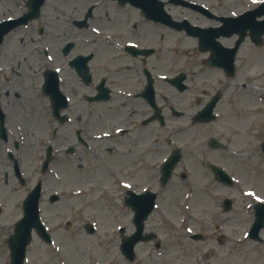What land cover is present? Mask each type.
Wrapping results in <instances>:
<instances>
[{
	"label": "rangeland",
	"instance_id": "374dc122",
	"mask_svg": "<svg viewBox=\"0 0 264 264\" xmlns=\"http://www.w3.org/2000/svg\"><path fill=\"white\" fill-rule=\"evenodd\" d=\"M162 1L165 2L164 9L173 19L181 21L183 18H188L191 22L204 27L210 24L218 25L217 22H220L188 6L174 4L169 0ZM176 1L180 2V0ZM189 1L205 6L217 16L223 14L229 16L232 13L238 14L254 8L263 0ZM91 2V0H47L41 19L32 22H54L50 44L53 45V50L57 51V46L65 41L71 30L65 22H72V19L79 15L72 4L83 7ZM26 10V0H0V20L11 15L19 16ZM141 18H143L142 13L129 5L119 7L116 4L112 5L111 2L108 6L105 3L98 4L90 22L93 29H103L106 33L94 35L90 31L83 30V38H87L89 33L92 41L86 43L79 40L72 53H87L98 49L96 58L91 63L95 80L90 86H85L82 82V85L77 83L79 80L63 63L61 54L60 62L49 63L45 60L44 50L48 49L43 47L45 35H39L36 29L32 31L28 29V32H25V27H22L5 38L0 45V90L4 88L2 99L7 105H19V112L14 113L15 118L21 120L29 129V135L23 144L25 147H21L17 152L12 143L14 139L11 138L9 143H2L0 140V204L3 208L0 213V264H10L6 238L12 232L15 220L22 214V199L38 178L43 179L42 218L54 233V244L52 246L45 244L34 235L25 264H264V229L260 234L261 242L250 239L247 232L254 218L253 210L251 209L247 214L240 208L245 200L252 202L253 196H247L249 199L237 202L241 198L240 191L250 190L253 184L257 185L258 190L263 194L260 196L264 198V152L260 143L258 144L264 139V76L258 79L247 77V74L255 72L259 74L264 70V50L257 52L261 46L251 54H249L251 52L249 46L245 47L244 54H239L237 57L236 75L231 78L217 68L205 66L204 59L207 58V53L199 52L197 42L182 32L159 24L156 26L147 24L140 33L139 39L142 42L157 43L162 47L164 64L160 70L162 73L170 75L178 71L187 73L188 89L179 92L162 79L156 83L161 98L164 99L163 94L170 95L173 105L185 112L184 116L171 118L168 126L163 130L160 140V145L163 146L161 158L163 157L164 160L170 151L171 146L166 144V138L175 129L178 137L174 144L183 151V158L174 170L167 187L161 190L159 209L146 222L147 230L153 231L156 237L150 242L136 245L135 261L126 260L119 249L123 236L134 231V226L128 217L130 214H127L125 210L127 208L122 203L123 179H120L121 181L118 179L116 184L118 189L114 197H108L110 201H104L102 199L105 197H99L101 190L106 193L107 187L111 186L108 170L115 172V175L120 173L124 174L126 179L129 178L128 161L126 157L124 158V147L121 144L123 136L115 141L120 146V151L110 157L111 165L116 167L114 170L113 168L97 169L98 161L94 154L96 159L88 161L89 167L93 170H82L78 175L77 163L86 165L87 162L81 159V156L69 155L64 151L60 154V150H56V158L50 170L42 173L41 162L45 148L52 140L51 128L55 126V123L49 125L45 122L47 117L45 113L43 114V107L40 104L43 97L42 70L48 66L62 64V87L66 86L72 93V102L79 99L80 94L93 91L100 76L111 75L109 85L118 91L113 94L114 103H103L105 113L108 112L109 107L127 103L126 109L132 114L133 110L137 109L133 103H140V100L128 98L124 88L133 85L136 88L126 89L139 90L142 78L124 68L115 73L114 66H121L131 61L120 46L129 40L128 38H132L129 30L133 22H151L143 21ZM55 22H63L60 29L57 30ZM154 33L157 40H153ZM107 36L111 41L118 42L119 46L113 48L107 44L105 39ZM104 46L109 48V52L104 51ZM251 48L254 49L253 46ZM251 55H253L252 59ZM99 62L103 64L99 66ZM123 78L127 79L122 80ZM130 78L132 83L128 80ZM136 82L139 84L136 85ZM242 83L248 86L241 88ZM216 92L222 93V98L216 107L217 119L207 124H193L192 115ZM32 97L34 99L30 100ZM161 98L158 96L159 100ZM139 113L141 114L140 111ZM26 114H31V117L27 118ZM230 116H232L230 121H234L232 125L238 127L239 134L226 128L228 126L226 120ZM130 117L128 114L127 123ZM112 118L114 117H110L109 127H121L119 124L123 123L125 116L120 114L119 120L114 122ZM94 126L96 123L91 122L92 130ZM148 129L145 130V137ZM158 129L159 125L156 124V130ZM211 136L222 140L225 137L235 138L234 141L238 146L230 144V148H241L243 156L233 157L224 150L210 149L207 140ZM74 139L73 135L68 141ZM62 141L64 139L59 137L56 140L57 145ZM147 141L150 142V139ZM97 143L106 145V140L94 142L98 150ZM6 147H12L18 157L22 173L26 178L25 185H20L14 177L12 163L5 155ZM64 156H67L69 163H62L64 159H59ZM207 160L226 165V169L237 179L235 185L228 187L219 184L205 164ZM182 171L188 174L187 179L180 178ZM144 173L145 184L152 183V188L160 192L162 189L159 183L160 170H147ZM64 174L71 181L69 188L83 189L87 193L82 197L64 195L65 187L62 183ZM51 192L61 195L58 203L52 205L48 203ZM224 197L236 201L233 212L222 211L220 205ZM109 205L111 208L106 207ZM77 212H81V215H75ZM68 219L73 221L70 228L64 227ZM87 221L97 227L95 234H86L83 224ZM217 224L220 225L219 229H215ZM121 226L126 228V233H119ZM196 231L204 234L203 240L189 239V235Z\"/></svg>",
	"mask_w": 264,
	"mask_h": 264
},
{
	"label": "water",
	"instance_id": "95a60500",
	"mask_svg": "<svg viewBox=\"0 0 264 264\" xmlns=\"http://www.w3.org/2000/svg\"><path fill=\"white\" fill-rule=\"evenodd\" d=\"M33 0H30V3ZM124 2V0H122ZM133 3L143 6V1L139 0H131ZM161 9L153 10V8H148L146 5L143 6V9L146 13V16L148 18H152L155 20H159L161 22H171L173 25H179L178 23L171 20V17L162 9V6H160ZM36 15L38 14L39 7L34 8ZM264 14V5H261L259 8H257L255 11L248 12L247 14H244L240 16L239 18L233 19V18H222L223 22H226L224 25L225 29L232 28H238L237 31H241V37L238 41V44L244 39V36L246 34V29H251V36L253 40L256 42L259 41L260 36L264 34V19L257 21L256 17L261 16ZM248 15H251V18L248 17ZM27 17L32 18L33 16L27 15ZM24 17L16 20H11V22H26L29 18ZM186 22V21H185ZM257 22V23H256ZM195 33V32H194ZM202 40H209L214 38V35H212L210 32L206 34L201 35ZM203 42V41H202ZM234 50H232V53L234 54ZM232 55L230 56V61L228 59V55H225L223 52L218 51L217 49H214L213 56L210 59L211 64H215L218 66L225 67L226 70H228L229 73H233L234 66L232 64ZM184 79V75L180 76L178 80H175L176 85L179 87V90H184L186 88L185 85L182 84V80ZM219 99V95H215L208 104L200 110L196 117V121H210L213 119L212 110L214 106L216 105L217 101ZM215 144L216 142L213 140L212 142ZM49 157L45 161L44 168L47 167L49 160H50V150H48ZM180 152L176 151L170 159L164 164L163 166V183H166L169 179L173 167L176 165L177 161L179 160ZM222 180L228 181L227 177L221 173L217 172ZM40 191H41V185L40 183L30 192L28 198L26 199L24 203V217L16 224V230L15 234H13L8 239V245L11 248V258L13 261V264H23V259L25 256V249L26 245L31 240V230L32 228H35L37 233L44 239L48 240V236L44 232V229L41 227L42 224L40 223L39 219V210H38V202L40 197ZM58 196H52V200H56ZM153 197L151 200L146 202V206L143 205V208L136 212V216L134 217L133 221L136 226V231L129 237L125 238L123 240V243L121 245V249L125 256L133 260L134 259V246L137 242L140 240H150L151 235H143V229H144V220L147 218L150 209L152 207ZM264 221V214L259 216L258 223L256 222V227L253 230V236L256 238L258 237V231L263 226ZM87 230L89 232H92V228L90 226H87ZM200 237V236H198Z\"/></svg>",
	"mask_w": 264,
	"mask_h": 264
},
{
	"label": "flooded vegetation",
	"instance_id": "af4514ba",
	"mask_svg": "<svg viewBox=\"0 0 264 264\" xmlns=\"http://www.w3.org/2000/svg\"><path fill=\"white\" fill-rule=\"evenodd\" d=\"M146 22H140L139 24L135 23L133 24V28L135 30H138V35H136V39L141 41L140 38V33L142 32V30L147 26ZM141 38H143V36H141ZM153 40H156V37L154 35ZM233 43V41L229 44H225L227 46H231ZM154 46V45H151ZM155 47V46H154ZM152 57L154 58L153 60ZM136 62H135V69L139 70V72H141L142 76H143V80L141 84H144L145 82V77H144V69L146 67L149 68V70L151 71H157V70H161L162 69V55L159 49H156L153 53V55L149 58H135ZM151 71V72H152ZM139 84V82H136V85ZM126 87H129L126 86ZM168 100V99H166ZM168 102V101H167ZM162 103V102H161ZM129 105L131 103H128ZM137 106L136 111L133 110V113L131 114V112L129 110H125V114H129L132 115V117H130L129 121H128V126L124 128L123 130V134L125 135L124 138V151L127 150V152L123 151L124 153V158L126 157V160L128 161L127 164V169L129 171V179L131 181H135L136 182V191L137 192H141L143 189H140L141 187L145 186V181H146V174L144 172H146L147 170H151V171H156V161L159 160V157L162 154V147L160 145V140L162 138V132H163V128L161 126H159L160 128L158 130H156V123H151L150 125H143L142 123L138 124L137 121L140 118V116L142 115L141 119L146 117L149 112L151 111L150 108L148 107L147 103L145 102V100L141 99L140 103H133ZM163 105H165L164 103H162ZM172 104L169 105H165L166 108H170ZM82 106H84L83 104H81L80 107H76L74 109V112L76 113H85L87 111H84L82 109ZM89 107V106H87ZM126 108V105H125ZM4 109L6 112H8L9 114H11L12 116L15 115L14 113L19 112V105L17 104H13V105H4ZM149 109V110H148ZM142 110V111H141ZM145 110H147L145 112ZM139 111L141 112V114L139 113ZM120 111L117 108H113L112 109V116L114 117L115 114H117L118 118ZM140 119V120H141ZM158 124V123H157ZM149 128L146 132V137L144 135L145 130ZM150 139V142H148L147 140ZM149 143V147L148 144ZM224 150L227 149V146L224 145ZM111 153V152H110ZM94 154L91 152H88L86 149H82L80 148L79 152H78V157L81 156V159L85 160L87 169L93 170L92 168H90V163L88 162L89 160H95L96 158L93 156ZM158 158V159H156ZM98 161V165H96V168H100V169H108L111 165H109L110 163V159L108 157H103V158H99L97 159ZM83 166V164H80V168ZM127 208V214H131V210L128 206H126Z\"/></svg>",
	"mask_w": 264,
	"mask_h": 264
},
{
	"label": "bare ground",
	"instance_id": "6f19581e",
	"mask_svg": "<svg viewBox=\"0 0 264 264\" xmlns=\"http://www.w3.org/2000/svg\"><path fill=\"white\" fill-rule=\"evenodd\" d=\"M230 15H233V14H230ZM247 46H249L250 47V45L249 44H247ZM260 50H264V46L263 47H261L260 49H257V52L258 51H260ZM252 57H253V55H251V59H252ZM255 77V76H254Z\"/></svg>",
	"mask_w": 264,
	"mask_h": 264
}]
</instances>
